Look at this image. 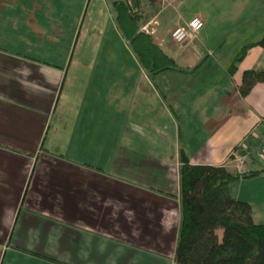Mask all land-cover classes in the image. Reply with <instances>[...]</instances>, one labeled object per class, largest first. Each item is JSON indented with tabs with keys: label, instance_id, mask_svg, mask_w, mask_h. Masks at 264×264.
Segmentation results:
<instances>
[{
	"label": "crops",
	"instance_id": "1",
	"mask_svg": "<svg viewBox=\"0 0 264 264\" xmlns=\"http://www.w3.org/2000/svg\"><path fill=\"white\" fill-rule=\"evenodd\" d=\"M39 1L49 0H0V15L13 11L0 18V248L23 241L0 264H174L179 150L193 164L231 169L233 147L252 129L264 132V82L245 97L238 89L246 70H264L256 44L264 1L178 0L162 9L151 32L156 43L181 69L198 67L154 80L109 41L110 21L124 37L107 0H90L61 50L21 49L18 38L37 43L54 32ZM195 17L203 28L186 43L173 41V28ZM263 162L264 151L236 171L263 169ZM233 193L232 185L231 194L251 202L255 221L264 222L263 203ZM32 243L42 250L28 252ZM51 243L57 248L46 253Z\"/></svg>",
	"mask_w": 264,
	"mask_h": 264
},
{
	"label": "trees",
	"instance_id": "2",
	"mask_svg": "<svg viewBox=\"0 0 264 264\" xmlns=\"http://www.w3.org/2000/svg\"><path fill=\"white\" fill-rule=\"evenodd\" d=\"M141 5V0L110 3L118 29L149 77L154 80L170 71L193 72L198 66L181 69L154 36L141 29ZM256 44L264 48V34ZM246 50L236 55L230 74ZM262 82L264 70H246L238 87L240 95L247 96ZM179 162L180 222L174 264H264V222L255 221L251 202L231 194L234 183L256 177L264 168L240 172L224 164H193L183 149L179 150Z\"/></svg>",
	"mask_w": 264,
	"mask_h": 264
},
{
	"label": "rangeland",
	"instance_id": "3",
	"mask_svg": "<svg viewBox=\"0 0 264 264\" xmlns=\"http://www.w3.org/2000/svg\"><path fill=\"white\" fill-rule=\"evenodd\" d=\"M95 1V0H93ZM93 1L90 0H52V1H39V5H41V7L39 6L40 9H42V11L44 13H46L48 16H52L53 18V25L51 27L52 31H54L52 33V36L45 40L47 42V45H45V41H44V37L42 36V38L39 39V41H37V43L33 42V39H25L26 41L21 42V40H23V38H18L17 41L19 42V47L21 49H23V47L20 45L21 43H23V45L25 46V48L28 50L29 54L32 52V50L34 48H40V49H44L45 46H57L56 49H60L63 47L64 43L66 44V37L71 38L73 40V36L75 34V28H78L79 24H80V20L83 16V14L85 15V13H89V9L92 7V3ZM108 3H111V0H107ZM142 1V13H143V21L141 24V29L147 33H150L152 36L153 34L151 33L154 30V26H155V22L154 20H156L157 18H159L158 14L160 13V11L164 8H170L172 7V3H175V1H171V4H168L166 6L161 5L160 3H158V1L155 0H141ZM224 1V0H221ZM257 1H264V0H257ZM110 10L112 11V13H114V10L111 9V6L109 5ZM89 8V9H88ZM11 9V8H10ZM13 11L12 10H7V12L3 15H0L1 20L3 21V19H7L6 17L9 16L10 14H12ZM42 14V13H41ZM44 15V14H43ZM43 15L38 16V19H42ZM157 15V16H155ZM46 16V15H44ZM47 17V16H46ZM63 18H67V28L64 27V23H63ZM87 18V17H86ZM48 20V19H47ZM151 22V23H150ZM46 24V23H45ZM41 26H43V24H39ZM107 35L109 36V41L111 42L113 40V45L118 49V54L119 56H124L125 61H133L132 56L134 55V53L132 52V50L130 49L127 41L124 38H120L116 36V32H115V28L113 26V23L110 21L107 24V29H106ZM6 33H2L0 34V39H5ZM28 37V36H27ZM122 39V40H121ZM7 40H12V38H7ZM54 40V41H52ZM107 39L104 40L103 44H105L107 41ZM108 43V42H107ZM6 45V44H5ZM107 45V44H105ZM49 53L46 52L47 56ZM135 56V55H134ZM52 57V56H51ZM48 57V58H51ZM174 75L176 73H173ZM204 73H202L203 75ZM165 77H168V74H165ZM175 77V76H174ZM179 78H176L177 81L173 82V86L174 88H178L181 85V82L179 81V79L181 78L178 75ZM195 88V87H193ZM207 88V87H205ZM204 87H196L195 90H201V91H205ZM194 90V91H195ZM254 133H256V135H254ZM246 144L247 147H245L244 149H242L241 145ZM240 150V154L246 155L245 158H243V162H232L231 164V169L234 170H239L238 166L240 167V170H244L247 166H249L252 161L255 162L256 159H260V155L261 153L264 151V132H260L257 128L256 129H252V131L248 134L247 139L242 142H240L238 148ZM237 166V167H236ZM264 168V162H263V167ZM249 179V178H248ZM238 184H233V189H234V193L233 194H239L240 196H242L241 198H243V196H245V194H248L250 196H252V200H254L256 203L257 202H261L264 204V177L263 178H259L256 180H247L244 182V184L238 188L237 187ZM238 189H242V192L238 193ZM16 193L13 194L14 197H16ZM22 215L19 219V223L21 224L22 227L24 226H28L23 220ZM33 223V222H32ZM31 223V224H32ZM34 225V223H33ZM25 228V227H24ZM21 232V230H20ZM34 232V233H33ZM33 238L35 239L38 235L37 231H33ZM19 235V232L16 231L15 235ZM56 240V238H53V241ZM18 241V242H17ZM13 240V242L11 243V241H9L7 244H4L1 248H2V252H1V248H0V259L2 260V258L6 255V253L8 251H10V249H12L14 247L13 243H18V244H22V240ZM62 245H65V239H62L61 241ZM22 246H26V245H22ZM30 248H26L27 250L29 249L30 251L28 252H34L35 250H42V247H38V249H36V246H34V244H30L29 245ZM17 248V247H15ZM57 248L56 245L54 244H50L48 246H46V253H50L52 254V251ZM0 260V263H1ZM62 264H68L67 261H61Z\"/></svg>",
	"mask_w": 264,
	"mask_h": 264
},
{
	"label": "built area",
	"instance_id": "4",
	"mask_svg": "<svg viewBox=\"0 0 264 264\" xmlns=\"http://www.w3.org/2000/svg\"><path fill=\"white\" fill-rule=\"evenodd\" d=\"M155 1H158V3H160L161 5L166 6L168 4H171L170 3L171 1H175V0H155ZM203 26H204V22L200 18L195 17L186 24L177 25L175 28H173V30L171 31V38L177 44L186 43L193 35L198 33V31H200L203 28ZM241 146L242 149L247 147L246 144L244 145L242 144ZM245 157L246 155L240 154V150L237 148L233 149L230 153V158L234 162H243V158Z\"/></svg>",
	"mask_w": 264,
	"mask_h": 264
}]
</instances>
